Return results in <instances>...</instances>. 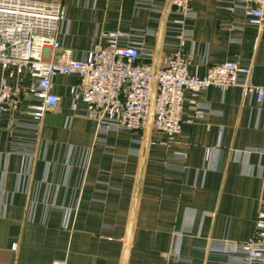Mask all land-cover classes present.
<instances>
[{"label":"crops","instance_id":"crops-1","mask_svg":"<svg viewBox=\"0 0 264 264\" xmlns=\"http://www.w3.org/2000/svg\"><path fill=\"white\" fill-rule=\"evenodd\" d=\"M38 1L65 10L51 59H85L119 32L154 70L181 52L192 75L236 61L264 86V20L247 24L241 3L192 0L183 16L172 0ZM34 82L0 67L16 101L0 112V264H243L208 246L248 241L264 211V103L210 87L196 115L186 91L181 132L164 145L151 124L97 130L83 102L72 108L73 75L53 76L58 105L35 119Z\"/></svg>","mask_w":264,"mask_h":264},{"label":"built area","instance_id":"built-area-1","mask_svg":"<svg viewBox=\"0 0 264 264\" xmlns=\"http://www.w3.org/2000/svg\"><path fill=\"white\" fill-rule=\"evenodd\" d=\"M192 0H172L176 11L185 16ZM230 8H241L246 23L260 27L264 20V0H232ZM241 3V5H236ZM65 19L59 3L38 0H0V67L14 68L18 75L27 73L35 79L25 96L39 100L33 116L40 119L47 110L57 107L59 99L53 93L55 75H73L78 86L70 89L72 108L81 101L87 117L96 129L110 131L126 129L141 131L152 125L168 145L181 132V117L185 92L190 91L196 115L203 114L199 95L216 87L225 91L237 86L253 96L257 104L264 103V86L251 82V70L236 61H224L210 66L203 77L188 72V59L181 52L171 55L164 67L154 70L144 62L145 54L137 44L119 45V32L106 35V44L97 45L85 59H72L66 51L58 60L51 51L59 48L58 33ZM11 89L0 83V112L15 108ZM210 150H206V157ZM208 252L236 255L243 264L264 262V211L255 221V231L245 242L214 241ZM53 264H64L54 262Z\"/></svg>","mask_w":264,"mask_h":264}]
</instances>
